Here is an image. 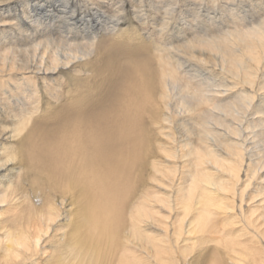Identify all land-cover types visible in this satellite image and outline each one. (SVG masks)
<instances>
[{
    "label": "bare ground",
    "instance_id": "obj_1",
    "mask_svg": "<svg viewBox=\"0 0 264 264\" xmlns=\"http://www.w3.org/2000/svg\"><path fill=\"white\" fill-rule=\"evenodd\" d=\"M0 264H264V0H0Z\"/></svg>",
    "mask_w": 264,
    "mask_h": 264
}]
</instances>
